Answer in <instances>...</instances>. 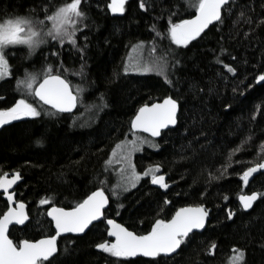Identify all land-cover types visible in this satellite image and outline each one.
Masks as SVG:
<instances>
[{
    "label": "trees",
    "instance_id": "16d2710c",
    "mask_svg": "<svg viewBox=\"0 0 264 264\" xmlns=\"http://www.w3.org/2000/svg\"><path fill=\"white\" fill-rule=\"evenodd\" d=\"M66 2L0 0V22L24 17L44 20L46 27L50 22L45 16ZM110 2L82 0L86 16L78 25L75 45L56 40L50 46L46 37L38 48L20 47L10 56L14 79L0 83V106L23 96L41 111L39 117L0 127V175L20 172L17 196L27 202L30 215L26 226L11 227L10 236L18 242L55 233L46 215L49 205H40L41 199L67 207L103 188L111 200L106 216L139 234L181 206L212 209L207 227L191 234L176 255L156 259L159 264H231L234 249L244 251V264H264V197L250 210L239 201L241 194H264V170L247 186L240 179L248 167L264 162V81L257 82L264 74V0H230L222 22L187 47L167 37L169 19L179 22L192 16L190 4L196 0H143L145 9L141 0H127L123 14H113ZM140 44L147 62L163 55L168 67L163 72L125 73L127 55ZM153 45L155 53L150 52ZM49 66L76 93L83 90L77 93L73 113L53 115L54 109L18 87L28 73L41 74V79ZM166 96L180 105L177 125L151 139L133 158L139 171L159 165L169 187L152 185L145 176L136 187L117 189L119 196H113L121 182V170L109 163L113 149L141 133L131 128L139 107ZM152 144L156 147L148 146ZM7 208L0 192V215ZM229 211L235 214L232 219L227 218ZM105 239L104 221L83 235L60 237L54 264H155L141 257L114 258L96 248Z\"/></svg>",
    "mask_w": 264,
    "mask_h": 264
},
{
    "label": "snow or ice",
    "instance_id": "6c2138e0",
    "mask_svg": "<svg viewBox=\"0 0 264 264\" xmlns=\"http://www.w3.org/2000/svg\"><path fill=\"white\" fill-rule=\"evenodd\" d=\"M126 3L127 0H111L107 7L113 14H123ZM81 4L82 0H67L51 14L46 15L45 20L51 24L47 32L43 30L44 20L33 21L29 18L16 17L0 23V79L11 74L6 53L9 46L27 45L29 49H35L46 42V37L58 40L61 44L67 40L75 45L78 25L86 16L81 9ZM228 4L229 0H196L195 3L190 4V7L195 9L193 18L180 19L179 22L169 19L167 37L172 44L187 47L214 22H222V10ZM140 7L142 9L146 7L143 0H141ZM37 25L41 27L38 28ZM153 30L156 31L155 25ZM156 35L161 36V33L156 31ZM142 48V44L136 45L133 51L136 52ZM156 51L157 49L153 45L150 52L155 53ZM167 67L168 62L163 55L151 62H141L138 58L130 57L129 65L125 66L124 71L125 73L129 70L148 73L159 69L163 72ZM225 67L228 72L235 74L233 67L229 65H225ZM80 74H83L82 70ZM164 74L167 80V74ZM40 75L26 74L23 80L18 81V87L23 86L43 105L54 109L55 113H51L53 115L71 112L77 106L79 96L73 94L69 81L62 78L61 74H53L51 66L42 73V80H40ZM38 80H40L39 83ZM261 81H264V74L257 77V82ZM167 82L171 83V81ZM82 91L77 88V93ZM178 109V101L171 96L164 98L162 102L145 103L137 110L131 121V128L134 132H144L150 134L151 137H159L163 129L177 123ZM40 115L41 111L33 103L21 98L13 106L0 109V127L25 117L34 118ZM144 143L150 142L137 136L129 143L117 144L116 149L113 150L112 156L118 158L121 163H126L128 169L127 172L124 168L121 169V182L112 190L113 196H119L117 189L128 191L130 188L136 187L142 175L151 176L153 185H159L163 189L169 187L165 183V177L157 175L160 172L159 165L150 167L141 175L136 171L135 165L131 163L132 153L139 151ZM151 146L156 147L154 144ZM262 169H264V163L248 167L240 179L247 186L250 177ZM20 180L19 172L14 173L11 178L8 173L0 175V190L6 196L9 205L7 210L0 215V264H54L58 253L57 241L62 234H82L94 221H100L102 218L106 220L108 226L107 236L114 239L98 243L96 247L99 250L112 257L125 260L138 256L152 258L155 264H159L156 258L175 253L182 244L190 239V234H193L194 230L205 228L209 216V210L203 205L180 207L171 218H158L152 224L150 231L137 234L114 219L106 218L105 209L109 204V196L105 194L103 188H99L72 207H58L50 199H41L40 205L50 206L46 215L54 224L55 234L40 239H22L16 242L10 238V226H26V221H29L26 204L22 201L17 202L15 193L10 191ZM262 197L264 194L252 192L250 195H240L239 201L242 207L248 210L253 207L255 201ZM164 203L170 204L171 201L165 200ZM234 215L229 211L227 218L232 219ZM212 247L215 248V245ZM233 251L236 253L233 257V264H244V251L240 249Z\"/></svg>",
    "mask_w": 264,
    "mask_h": 264
},
{
    "label": "water",
    "instance_id": "95a60500",
    "mask_svg": "<svg viewBox=\"0 0 264 264\" xmlns=\"http://www.w3.org/2000/svg\"><path fill=\"white\" fill-rule=\"evenodd\" d=\"M229 2H230V0H229ZM223 11V10H222ZM194 15V14H193ZM193 15L192 16H190V17H188V18H186V19H191V18H193ZM214 23H216V22H214ZM212 25H210L209 26V28L211 27ZM208 28V29H209ZM208 29H206V30H208ZM205 30V31H206ZM53 74H57V73H53ZM62 78H65L64 76H62ZM42 80V79H41ZM40 82V81H39ZM70 83V82H69ZM70 86H71V84H70ZM72 88V87H71ZM73 90V89H72ZM73 94L74 95H76V93L73 91ZM166 97H168V96H166ZM166 97H163L162 99H159V100H156V101H153V102H151V103H154V102H162V100L164 99V98H166ZM173 98V97H172ZM174 99V98H173ZM150 104V103H149ZM179 104V103H178ZM77 105H78V103H77ZM76 108H77V106L71 111V112H66V113H73L75 110H76ZM179 112H180V105H179V109H178V113H177V123H178V115H179ZM135 116V115H134ZM133 119H134V117H133ZM177 123L173 126V125H170L169 126V128H173V127H175L176 125H177ZM169 128H167V129H169ZM167 129H163L162 130V132L163 131H165V130H167ZM162 132H161V135H162ZM144 133V132H143ZM145 134H147V135H149L150 136V134H148V133H145ZM160 135V136H161ZM160 136L159 137H153V138H156V139H158V138H160ZM264 163V162H263ZM262 170H264V169H262ZM16 173V172H15ZM20 173V172H19ZM13 174H11V175H9V178H11V176H12ZM160 175H163L164 177H165V182H166V179H167V175L165 174V173H163V174H160ZM254 175V174H253ZM250 178H252V177H250ZM23 180V177H22V175H21V180L20 181H18L17 182V184L16 185H14L13 186V188L12 189H10V191H13L14 193H15V200L17 201V202H20V201H22V202H24L25 204H26V211L28 212V204H27V202L26 201H24V200H18V198H17V191H16V188H17V186H18V184L21 182ZM156 186H159V185H156ZM97 189H99V188H96V189H94L93 191H95V190H97ZM0 192L3 194V192H2V190H0ZM90 194V193H89ZM88 194V195H89ZM105 194L108 196V194L105 192ZM252 194V193H251ZM242 195V194H241ZM246 195H250V193H248V194H246ZM3 196H4V198L6 199V196L3 194ZM86 198V197H85ZM7 200V199H6ZM255 203V202H254ZM110 204H111V200H110V198H109V204H108V206L106 207V209H105V211L109 208V206H110ZM254 205V204H253ZM9 206V205H8ZM14 206V205H13ZM55 206H58V205H55ZM187 206H196V205H185V206H181V207H187ZM205 208H206V206L205 205H203ZM50 207V206H49ZM48 207V208H49ZM58 207H63V206H58ZM180 208V207H179ZM179 208H177V209H179ZM176 209V210H177ZM208 210H209V215H210V212H211V208H207ZM251 209V208H250ZM250 209H248V210H250ZM7 210V209H6ZM5 210V211H6ZM175 213V212H174ZM174 213L172 214V215H174ZM28 214H29V212H28ZM171 218V217H170ZM29 219H30V215H29ZM107 219H114L117 223H120V224H122V225H124L125 227H127L124 223H122L121 221H119L118 219H116L115 217H108ZM102 220H103V218H102ZM102 220H100V221H102ZM208 220H209V216H208V218H207V221H206V225H205V228L207 227V224H208ZM100 221H94L93 222V224H95V223H97V222H100ZM28 221H26V223H27ZM105 223H106V220H105ZM92 224V225H93ZM92 225H90L89 226V228L92 226ZM18 226H21V225H18ZM106 226H107V224H106ZM11 227L12 226H10V230H11ZM108 227V226H107ZM88 228V229H89ZM130 231H134L133 229H131V228H129V227H127ZM204 228V229H205ZM88 229H86L85 230V232L88 230ZM204 229H202V230H194V233L195 232H202ZM84 232V233H85ZM134 232H136V231H134ZM84 233H82V234H84ZM67 234H72V233H67ZM67 234H62L61 236H64V235H67ZM138 234V233H137ZM78 235V234H77ZM191 235V234H190ZM60 236V237H61ZM45 237V236H44ZM108 237V236H107ZM10 238L12 239V237L10 236ZM41 238H43V237H41ZM109 239H114V238H111V237H108ZM40 239V238H39ZM57 244H58V241H57ZM181 248V247H180ZM180 248L179 249H177V251L175 252V253H173V254H171V255H168V257H170V256H173L174 254H176L179 250H180ZM139 257V256H138ZM131 258H135V257H131ZM145 258H147V257H145Z\"/></svg>",
    "mask_w": 264,
    "mask_h": 264
},
{
    "label": "rangeland",
    "instance_id": "374dc122",
    "mask_svg": "<svg viewBox=\"0 0 264 264\" xmlns=\"http://www.w3.org/2000/svg\"><path fill=\"white\" fill-rule=\"evenodd\" d=\"M38 26V28L40 27L39 25H37ZM51 26L49 25H47L46 27L45 26H43V30H44V32H47V30H48V28H50ZM45 28V29H44ZM65 41H67V40H65ZM33 50V49H32ZM130 57H135V58H138L141 62H145L146 61V55H145V53H144V49L142 48L141 50H138V51H136V52H134L133 51V49L132 50H130V52H129V55H127V59H126V61H127V65H129V58ZM144 60V61H143ZM147 62V61H146ZM131 72H137V71H132L131 70ZM137 73H143V72H137ZM137 136H139V137H141V138H143V139H146L147 141H149V142H151L150 140L151 139H153V138H151V137H149V136H144V135H142V134H140V133H135L133 136H131V137H128V138H125L124 140H121L120 142H118V144H121V143H129V142H131V141H133L134 139H136V137ZM147 144H150V143H144L143 145H141V148H140V150L139 151H142V149L144 148V146L145 145H147ZM117 145V144H116ZM148 146H151V145H148ZM114 149H116V146H115V148ZM113 149V150H114ZM117 151H119V150H117ZM139 151H136V152H134V153H132V156H131V163L132 164H134L135 166H136V163L134 162L135 161V159L133 158L134 156H135V154L137 153V152H139ZM112 153H113V151H112ZM112 153H111V156H110V161H111V163L112 164H114V165H116V166H118L119 167V169L121 170L122 168H124L125 170H126V172H127V164L126 163H121L120 162V160L118 159V158H114L113 156H112ZM136 168V171L138 172V173H140L141 175L143 174V171H139V170H137V167H135ZM146 171V170H145ZM143 177H145V176H143L142 175V178ZM141 178V179H142ZM140 179V180H141ZM139 180V181H140ZM139 183V182H138ZM137 183V184H138ZM136 184V185H137ZM236 254H234L232 257H231V264H233V257L235 256Z\"/></svg>",
    "mask_w": 264,
    "mask_h": 264
},
{
    "label": "flooded vegetation",
    "instance_id": "af4514ba",
    "mask_svg": "<svg viewBox=\"0 0 264 264\" xmlns=\"http://www.w3.org/2000/svg\"><path fill=\"white\" fill-rule=\"evenodd\" d=\"M4 21H2V22H0V23H3ZM51 26V24L49 23L48 24V26ZM38 27V26H37ZM56 40H52L50 37H47V43L50 45V46H53L54 45V42H55ZM25 48L26 50H28V46L27 45H16V46H9V48H7L6 49V53H7V58H8V60H9V65H10V69H11V74L9 75V76H6L5 78H3V79H0V83L1 82H3V81H5V80H8V79H14V70H13V66H12V62H11V59H10V56L11 55H13L14 54V52H15V50H19L18 48ZM38 48V47H37ZM53 61V60H52ZM16 77V76H15ZM39 82V81H38ZM21 98H25V97H19V96H16V97H14V99H12L7 105H4V106H0V109H5V108H8V107H11V106H13L14 104H15V102L17 101V100H19V99H21ZM26 99V98H25ZM164 172L162 171V170H160V172L159 173H157V175H160V174H163ZM150 178V182H151V176L149 177ZM153 185V184H152ZM75 205V204H74ZM74 205H71V206H67V207H72V206H74ZM106 216V215H105ZM106 218H107V216H106ZM102 221H104V223H105V219H103ZM98 223V222H97ZM141 234H144V233H141ZM53 235V234H52ZM67 235H70V236H80V235H83V234H67ZM67 235H64V236H67ZM63 237V236H62ZM34 240V239H33ZM105 240H109V241H111V240H113V239H108L107 238V236H106V239ZM104 240V241H105ZM97 248V247H96ZM98 249V248H97ZM106 254H108V253H106ZM177 254V253H176ZM176 254H174V255H176ZM167 257L168 256H161V257H158V258H156V259H167ZM170 257H172V256H170ZM114 258H116V257H114ZM137 258H139V257H135V258H128L127 260H131V259H137ZM141 258H144V259H149V260H152V258H145V257H141ZM116 259H121V260H125V259H122V258H116Z\"/></svg>",
    "mask_w": 264,
    "mask_h": 264
},
{
    "label": "bare ground",
    "instance_id": "6f19581e",
    "mask_svg": "<svg viewBox=\"0 0 264 264\" xmlns=\"http://www.w3.org/2000/svg\"><path fill=\"white\" fill-rule=\"evenodd\" d=\"M86 232H87V231H86ZM86 232H85V233H86ZM136 233H137V232H136ZM58 250H59V245H58Z\"/></svg>",
    "mask_w": 264,
    "mask_h": 264
}]
</instances>
